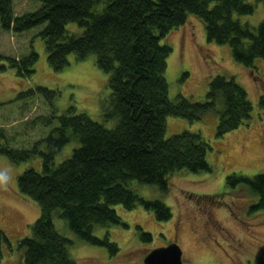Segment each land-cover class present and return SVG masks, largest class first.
<instances>
[{"label":"trees","instance_id":"obj_1","mask_svg":"<svg viewBox=\"0 0 264 264\" xmlns=\"http://www.w3.org/2000/svg\"><path fill=\"white\" fill-rule=\"evenodd\" d=\"M36 1L41 3L37 10L17 15L14 0H0L1 27L22 33L44 26L39 35L54 70H63L70 55L80 61L94 54L96 65L109 75L111 94L104 113L106 119L116 120L113 127L86 113H65L32 148H0L13 163L37 155L42 159V171L29 168L18 177L19 192L41 209L31 235L18 241L25 264H77L69 253L74 241L57 230L55 212H60L78 240L105 246L115 255L120 251L118 245L108 236L95 235L98 227L124 224L115 205L127 209L143 205L155 211L159 220L173 217L164 201L146 199L132 189L134 181L168 193L170 177L177 172L212 171L207 161L210 145L200 132L166 137L170 115L194 122L215 113L219 135L251 118L253 102L234 75L213 77L204 101L182 95L170 99L166 70L173 48L162 40L184 25L189 15H196L205 25L208 41L230 45L234 59L256 77L257 63L264 60V20L255 28L235 18V14L254 13L256 5L248 0ZM70 23L79 24L83 32L70 33ZM38 58L34 51L23 58L0 54V71L14 68L29 76ZM56 93L38 86L19 97L45 95L51 100ZM261 102L264 104V97ZM70 143L76 144L71 156L57 162ZM227 184L258 199L251 212L264 210V173L232 174ZM138 229L145 241H153L151 233ZM4 243L10 241L0 229V260ZM259 264H264L263 258Z\"/></svg>","mask_w":264,"mask_h":264},{"label":"rangeland","instance_id":"obj_2","mask_svg":"<svg viewBox=\"0 0 264 264\" xmlns=\"http://www.w3.org/2000/svg\"><path fill=\"white\" fill-rule=\"evenodd\" d=\"M247 2L256 5L254 13L234 16L256 28L264 20V2ZM14 4L17 15L35 11L41 5L36 0H14ZM43 28L15 33L0 25V54L23 58L34 51L39 56L29 76L18 74L14 68L0 71V148H32L48 136L58 124L57 117L65 113H86L109 128L116 123L106 119L104 113L111 89L109 75L96 65V56L91 54L78 61L70 55L63 70H54L39 35ZM67 30L83 32L77 23L68 24ZM162 43L173 48L166 70L170 99L182 95L204 101L213 77L234 75L253 102L251 118L223 135L218 133L219 117L215 113L194 122L181 116L167 118V138L184 131L202 134L210 145L207 161L212 171L177 172L170 177L168 193L134 181L132 189L146 199L164 201L173 217L159 220L155 211L143 205L133 209L115 205L127 226H101L95 230L96 236H108L118 245L120 251L115 255L105 246L78 240L58 211L54 214L56 228L74 241L69 253L77 264H146L145 257L153 249L173 242L182 247L184 264H259L264 259V210L251 212L258 199L245 190H232L227 177L264 173V60L257 63L255 77L250 68L234 59L230 45L208 41L204 23L193 14ZM38 86L57 93L51 100L45 95L19 97ZM75 147V143L65 146L57 162L69 158ZM29 168L42 171L40 155L13 163L0 152V229L10 241L3 245L0 264H25L18 241L31 235L32 225L41 213L40 206L17 188L18 177ZM138 227L151 233L153 241H145Z\"/></svg>","mask_w":264,"mask_h":264},{"label":"water","instance_id":"obj_3","mask_svg":"<svg viewBox=\"0 0 264 264\" xmlns=\"http://www.w3.org/2000/svg\"><path fill=\"white\" fill-rule=\"evenodd\" d=\"M146 264H184L183 249L173 242L167 246L153 249L146 257Z\"/></svg>","mask_w":264,"mask_h":264}]
</instances>
